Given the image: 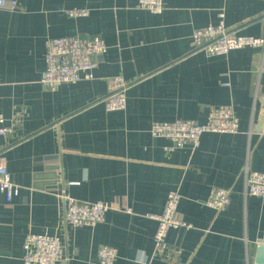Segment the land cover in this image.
I'll use <instances>...</instances> for the list:
<instances>
[{
    "label": "crops",
    "instance_id": "0c3cea01",
    "mask_svg": "<svg viewBox=\"0 0 264 264\" xmlns=\"http://www.w3.org/2000/svg\"><path fill=\"white\" fill-rule=\"evenodd\" d=\"M0 9V115L26 109L2 159L18 194H0V264H22L27 234L57 236L64 264H97L101 246L113 264H255L264 246V198L245 196L243 171L264 172V50L226 56L195 51L194 29L217 25L264 36V0H162L161 14L137 0H6ZM86 10L84 16H70ZM98 36L107 46L93 80L42 88L48 38ZM126 83V107L107 112L108 80ZM230 107L237 134H203L197 148L167 150L151 138L153 122L204 123L210 109ZM213 188L231 191L220 214L205 206ZM192 229L170 230L168 250L152 256L169 192ZM65 194L110 206L103 223H64ZM152 217V218H151Z\"/></svg>",
    "mask_w": 264,
    "mask_h": 264
},
{
    "label": "built area",
    "instance_id": "2783aa9c",
    "mask_svg": "<svg viewBox=\"0 0 264 264\" xmlns=\"http://www.w3.org/2000/svg\"><path fill=\"white\" fill-rule=\"evenodd\" d=\"M141 10L151 14H161L164 10L162 0H137ZM14 1L0 0V9L15 10ZM86 10H73L70 16H84ZM220 22L213 26L197 28L192 31L191 41L195 51L209 57L226 56L234 50L258 48L264 50V36H242L228 30L220 14ZM44 69L40 74L39 84L45 90L55 92L63 85H72L82 81L93 80L100 60L107 52V46L98 36H70L48 38L44 43ZM109 93L103 99L107 112L123 111L126 107V83L120 77L108 80ZM26 109L14 113L10 119L0 115V194L10 204L17 196L18 188L12 183L11 175L2 159V141L13 136L22 123ZM237 134L238 120L230 107L210 109L204 123L194 120H176L174 122H153L148 134L151 138L169 142L167 150L182 149L186 146L197 148L203 134ZM245 179V196L264 198V172L243 171ZM64 204V223L72 228L94 227L105 221L110 206L103 202H80L65 194L61 195ZM231 191L213 188L205 206L220 214L230 203ZM180 195L173 190L168 193L163 212L153 217L157 226L153 238L152 256L160 258L166 250L167 234L170 230L180 228L192 229L181 220L177 213ZM152 218V217H151ZM22 264H64V255L59 237L43 234H27L22 244ZM117 251L110 246H101L97 252V264H113Z\"/></svg>",
    "mask_w": 264,
    "mask_h": 264
},
{
    "label": "water",
    "instance_id": "95a60500",
    "mask_svg": "<svg viewBox=\"0 0 264 264\" xmlns=\"http://www.w3.org/2000/svg\"><path fill=\"white\" fill-rule=\"evenodd\" d=\"M255 264H264V246L258 248Z\"/></svg>",
    "mask_w": 264,
    "mask_h": 264
}]
</instances>
